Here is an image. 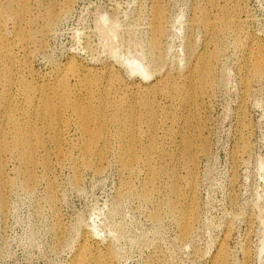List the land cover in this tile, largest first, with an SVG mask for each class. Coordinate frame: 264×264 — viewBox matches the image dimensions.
I'll return each instance as SVG.
<instances>
[{
  "label": "rangeland",
  "instance_id": "374dc122",
  "mask_svg": "<svg viewBox=\"0 0 264 264\" xmlns=\"http://www.w3.org/2000/svg\"><path fill=\"white\" fill-rule=\"evenodd\" d=\"M0 6V43L10 49L0 60V143L11 144L14 130L5 114L43 127L41 98L64 81L70 100L96 115L112 117L124 99L139 155L132 167L119 162L118 125L108 120L106 149L89 157L72 107L60 138L43 127L32 182L19 151L3 152L0 264H220V247L225 264H264V75L252 71L253 56H264V0ZM156 7L164 31L153 47ZM49 10L56 15L47 27ZM212 53L211 77L200 86L198 65ZM150 164L163 168L155 178ZM184 217L192 225L182 235Z\"/></svg>",
  "mask_w": 264,
  "mask_h": 264
},
{
  "label": "bare ground",
  "instance_id": "6f19581e",
  "mask_svg": "<svg viewBox=\"0 0 264 264\" xmlns=\"http://www.w3.org/2000/svg\"><path fill=\"white\" fill-rule=\"evenodd\" d=\"M156 8L157 9L154 10V20H153L154 21V26H152L153 27L152 28L153 29V37H151L152 40L150 41L151 42V46H153V47H157V44H159V42H160L159 41L160 40V36L162 35V33L164 31V26L162 24V16L163 15H162L160 9H158V7H156ZM55 15L56 14L53 12V10H49L47 12V21H48L47 27H48L49 22L54 18ZM202 15L204 16V14H202ZM204 17L201 18V21L207 27L208 25H210V23ZM222 22L223 23H227L228 22V17L227 16L226 17H223L222 18ZM19 40H20V42H23L25 40V38H21ZM236 43H238V42L236 41ZM9 50L10 49L8 48V44L2 45L0 43V60L2 58L9 57L8 56L9 55ZM214 57H215V54L214 53L208 54V56H206L205 58L203 56V60L201 61L200 65L197 64L199 66V68L197 70L198 71V77L197 78H198V81H199L200 86H204L207 83L208 79H210V77H211L210 76L211 70H212V68H211V59H213ZM252 71L255 72V73H259L260 75H264V56L260 52L256 53L253 56V58H252ZM195 72H194V74H196ZM0 73L3 74L2 75V78H6L7 77V72L5 70H2V72H0ZM84 80H86V79H84ZM84 80H83V82H85ZM58 87H59V88H57L58 90L53 91V94H50L49 93L50 95L49 94L48 95L45 94L46 96H44V97L42 96L43 98L40 97L41 98V104H40V119L42 120V123H43L42 126L43 127L45 126V128H48V129H51V131H54L55 133L53 135L56 136V139L57 138H60L59 135H58L59 133L57 134V132L59 130H61L62 123L64 122L63 113L65 112V110L70 109L72 107V109L74 111L73 113L76 114V117L78 119L77 122H78L79 128L82 130V132L85 135L84 138L86 139V142L83 144V147L85 148V151H86L87 155L89 157H92L95 154L94 153L95 150L105 148V146H106L105 145V142H106L105 139L107 137L105 136V128L107 127L108 120H110L113 123H115V125L116 124L118 125L117 136H118V138L122 142L120 146H119L120 143L118 144V148H119L118 149L119 150L118 156H119V160H120L119 162H121V164L124 165L125 167L126 166L132 167L134 165V163L139 159V155H138V151L136 150L135 143H134V137H135L134 136V129L135 128H134V126L132 127V124L130 123V121L127 118H123L122 117L123 116V113H124V111L122 112V110L124 109L122 106H123V103H126V102H124L125 100L124 99H122V100H116L115 101L116 102V104H115L116 107H115V110L113 109L114 111H113V113L111 115L112 117L107 118L106 117L107 115L106 116L104 115L106 113H103V110H102V113L100 115H96V113L94 114L91 110H89L90 107H85V106H83L85 108L79 107V104L77 105V104H75V102H72L70 100V98H69L70 97L69 96L70 93L68 91L69 87L67 88V86L65 85V82L64 81H62ZM24 88H26V87H24ZM26 90H27V92L25 91L26 92V97L28 98L27 100H29L30 93H29V90L28 89H26ZM30 91H31V89H30ZM177 91H180V90L177 89V88H175V87H172V88H170L168 90L169 93H177ZM185 95L189 97L191 95V92L188 91V89H187V90H185ZM111 101L113 102L114 100H111ZM107 102H106V104H107ZM139 102H137V103H139ZM142 103H144V102H142ZM142 103L140 102V104H142ZM106 104H103V105H106ZM146 104H148V103H146ZM87 105H89V104H87ZM103 105H102V107H105ZM107 106H109V105H107ZM112 106H113V104H112ZM100 107H101V105H100ZM109 107H111V105ZM126 107L129 108V106H127V104H126ZM130 107H131V105H130ZM149 107H151V105ZM121 108H123V109L121 110ZM154 109H156V107ZM98 110H101V109L98 108ZM130 110H131V108H130ZM152 111H153V109H152ZM130 112L133 113L132 111H129V114L128 115L133 116ZM153 114H154V112H152V114H150V116L151 115L154 116ZM124 116H125V114H124ZM134 117H138V116H133V118ZM153 118L150 117L149 119L151 120ZM5 119H6V121L12 123V125L14 126V130L12 132V138H10V139H12L10 141L11 144L8 141L6 142L4 140H3L2 143H0V176L3 173V162L1 160L2 153L4 152V154L5 153L7 154V152H9V151H10L9 153H11L13 149L14 150L17 149V151H19V159L21 160L20 162L23 165V169H24V170L23 169L22 170L25 171V174H26L25 177H27L26 180L28 182H32L34 180L33 179L34 175L32 174V170H33V168L35 166V163H36L35 160H34V157H35L34 155H35V151H38V148H39L38 146H40L42 144V142H43V134H42L43 127H41V128H38V127L37 128H32V126L31 127L25 126L26 124H24V126H22L18 121H16L14 118H12L9 114H5ZM68 119H66V120H68ZM134 120H131V121L134 122ZM28 125H29V123H28ZM62 128H63V126H62ZM61 132H62V130H61ZM182 134L184 135V133H182ZM186 136L187 135H185V137ZM182 137H184V136H182ZM189 139H187V138H185L184 140L182 139L183 140L182 141L183 142V145L185 147L184 149H187V148H191L192 147L191 146L192 144H191V142H189L190 141ZM149 145L150 146H149V148L147 150H145L146 151L145 153L147 155V160L146 161L148 163H151L153 161V160H151L152 159L151 157H152V153H153L152 149H154V147H153V144H149ZM57 146H58V144H57ZM36 148H37V150H36ZM184 152H187V151H184ZM102 153L103 152H101V154ZM101 154H99V155H101ZM99 157H101V156H99ZM187 157H189V155ZM157 167H159V166H157ZM158 169L150 164L149 167H148V171H149V174L151 176H149V177L150 178L151 177L152 178H155L157 174H160L159 172L163 168H161L159 170ZM23 171H22V173H23ZM176 186L173 185V184L170 185V191H171L172 194L175 193V192H177V191H175V188H174ZM178 191H179V189H178ZM146 192H150V191L148 190ZM170 196H171V194H170ZM175 196H177V195H175ZM174 198H176V197H174ZM174 198H172L171 200H168L167 201V202H169L171 208H175V206H176V199L173 201ZM177 205H179V204H177ZM191 221L192 220L190 219V217H184V219L182 220V222H181V227H182L181 232H182V235L187 234V232L189 231L190 225H192V224H190ZM222 247H224V246H222ZM218 256H220V264H225V260H226V249L224 250V248H221L220 247ZM81 260L82 261H79L80 262L79 264H84L85 263L84 262L85 261V258L81 257ZM214 260L216 261V257H215ZM97 261H95V262H97ZM216 263H217V261H216Z\"/></svg>",
  "mask_w": 264,
  "mask_h": 264
}]
</instances>
